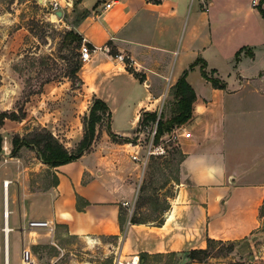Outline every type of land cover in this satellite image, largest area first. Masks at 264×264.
I'll use <instances>...</instances> for the list:
<instances>
[{"label":"crops","instance_id":"crops-1","mask_svg":"<svg viewBox=\"0 0 264 264\" xmlns=\"http://www.w3.org/2000/svg\"><path fill=\"white\" fill-rule=\"evenodd\" d=\"M57 1L60 9L67 7L62 16L68 28L91 46H110V53L98 51L82 60L76 85L68 79L44 83L28 97L25 118L5 119L0 128L8 144L0 157V264H22L23 248L32 251L30 245L49 243L47 228L32 231L31 220L49 221L55 238L91 243V238H118L120 259L181 255L207 248L209 238L250 239L261 226L264 204V16L258 8L264 1ZM199 58L223 88L203 75ZM185 71L196 99L191 118L173 131L184 155L175 195L168 199L161 225L132 223L143 144L142 138L134 145L124 139L145 135L139 130L144 111L162 108L169 117L171 90ZM4 88L17 93L2 85L0 111L15 112ZM96 97L111 110L116 140L101 122L91 148L69 163L52 168L27 146L11 155L12 138L25 135L31 123L46 127L72 151L83 138V119ZM34 164L53 171L42 188L32 185ZM211 168H222V175L210 179Z\"/></svg>","mask_w":264,"mask_h":264},{"label":"rangeland","instance_id":"rangeland-1","mask_svg":"<svg viewBox=\"0 0 264 264\" xmlns=\"http://www.w3.org/2000/svg\"><path fill=\"white\" fill-rule=\"evenodd\" d=\"M64 9L67 10V7ZM66 21L68 20L62 15H57L52 0H0V89L6 83L9 89L17 92L11 93L7 88L3 90L8 91L5 95L10 98L7 105H15V113H23L28 97L46 80L68 79L74 85L79 82L77 76L71 74V70L76 62L82 61L80 45L68 35V32L74 30L67 27ZM19 84L24 85V88H19ZM17 96L18 99H13ZM174 104L173 101L167 104L165 111L168 118L175 114ZM102 125L106 128V117ZM41 127L42 125L31 123L28 132L32 135ZM140 138L144 164L140 168L139 191L134 199L133 215L140 220L157 224L169 207L168 199L175 195L178 164L182 155L173 133L160 143L152 144L150 127L145 135H133L128 143L138 144ZM3 145H8L5 138ZM77 147L72 151L76 152ZM36 155L39 158L37 153ZM39 160L44 163L40 158ZM34 167L30 172L32 185L42 188L52 180L53 171L43 165L34 164ZM127 213L124 210V219ZM261 217V226L250 239L234 244H213L211 259L226 261L228 264H264V204ZM31 230L35 231L37 228ZM44 230L49 243L30 245L37 264H117L120 260L118 238H91L94 241L91 243L90 239L63 236L55 238L49 233V228ZM131 259L124 256L121 260L127 262ZM141 264L190 263L183 255H171L150 257Z\"/></svg>","mask_w":264,"mask_h":264},{"label":"trees","instance_id":"trees-1","mask_svg":"<svg viewBox=\"0 0 264 264\" xmlns=\"http://www.w3.org/2000/svg\"><path fill=\"white\" fill-rule=\"evenodd\" d=\"M153 3H160L162 0H148ZM264 1V0H263ZM259 11L264 16V7L259 5ZM68 35L79 45L82 42V36L77 32L70 31ZM238 56V54H237ZM197 63L201 62V69L203 75L212 82L215 87L223 88L225 85L216 77L206 73L205 66L206 63L202 59H198ZM82 66V62H76L74 67L71 70V74L77 76L79 69ZM215 71L212 70V73ZM187 72L185 71L184 74L179 78L177 83L173 86L171 90V94L173 96V103L175 107V114L165 119L164 113H161L160 119H158V112L157 111H144L141 115L139 121V130L145 129L147 126H150L152 123L157 122V131L154 136V143L158 144L162 139H165L166 136H170L173 131L180 125L186 123L192 115V106L196 99V93L194 88L189 84L186 79ZM51 80H46L49 82ZM42 86L39 88L41 90ZM38 90V91H39ZM37 92L34 91V93ZM111 110L109 106L100 98H94L93 103L90 107L89 113L83 119L84 125V135L82 140L77 145L76 152L69 150L60 140L56 137L52 132H50L46 127H41L40 130L34 132L32 135L26 133L23 136L15 135L12 138V156H18L20 149L23 146H27L32 150H35L38 154L39 158L48 166L50 167H57L62 164L69 163L81 157L86 151H88L93 141L97 136V128L98 125L103 121L106 117L107 119V128L110 136L116 140V136L110 130V121H111ZM25 118V114H17L15 112H1L0 113V128L2 127L5 119H13V120H22ZM125 142H130V139H124ZM3 152V137L0 134V157ZM182 157L184 155L181 153ZM180 159V161H181ZM123 214L120 216L121 226L124 223ZM132 223H147L148 221L140 220L136 218L135 215L132 216L131 219ZM163 223V218L158 222V225ZM234 244L235 242H224L214 239H208V246L205 249H193L188 252H183L181 255L185 256L186 258L194 261V262H207L209 259L212 258L211 255V248L213 244ZM177 255V254H172ZM171 256V255H168ZM150 257H163L162 255H150L147 253H141L139 255L140 263H145L146 260Z\"/></svg>","mask_w":264,"mask_h":264},{"label":"built area","instance_id":"built-area-1","mask_svg":"<svg viewBox=\"0 0 264 264\" xmlns=\"http://www.w3.org/2000/svg\"><path fill=\"white\" fill-rule=\"evenodd\" d=\"M53 6H54V10H58L61 7V4L59 1L55 0L54 2H52ZM253 4L258 5L259 1L258 0H253ZM112 3L111 2H107L106 3V8L111 7ZM106 52V53H110V46L108 45H104V46H91L89 44V42L87 41L86 38L82 39V42L80 44V55H81V59L82 60H86L89 59L91 57V54L94 52ZM119 59L123 60L124 56L123 55H119L118 56ZM263 82H264V74L262 76ZM162 113V108L160 109L159 113H158V119H160ZM158 119L155 123H152L150 126H147L145 129H143V132L147 131L148 128L151 127V134H152V144H154V136L156 134L157 131V122ZM134 159H138V154L136 153L133 156ZM6 185H8V182H5ZM28 228L29 229H33V228H37V229H41V228H51L50 227V222L46 221V220H31L28 222ZM22 264H36L34 255L32 253V251L28 248H23L22 249ZM117 264H141L140 263V258L139 256H134L132 257L131 260H128L127 262H123L121 259L118 261Z\"/></svg>","mask_w":264,"mask_h":264},{"label":"clouds","instance_id":"clouds-1","mask_svg":"<svg viewBox=\"0 0 264 264\" xmlns=\"http://www.w3.org/2000/svg\"><path fill=\"white\" fill-rule=\"evenodd\" d=\"M219 172L221 175L223 173V169L222 168H211L208 170V176L210 179H215V174Z\"/></svg>","mask_w":264,"mask_h":264},{"label":"water","instance_id":"water-1","mask_svg":"<svg viewBox=\"0 0 264 264\" xmlns=\"http://www.w3.org/2000/svg\"><path fill=\"white\" fill-rule=\"evenodd\" d=\"M56 13H57V15L61 16L62 15V10H58Z\"/></svg>","mask_w":264,"mask_h":264},{"label":"bare ground","instance_id":"bare-ground-1","mask_svg":"<svg viewBox=\"0 0 264 264\" xmlns=\"http://www.w3.org/2000/svg\"><path fill=\"white\" fill-rule=\"evenodd\" d=\"M9 185V184H8ZM8 185H7V187H8Z\"/></svg>","mask_w":264,"mask_h":264}]
</instances>
